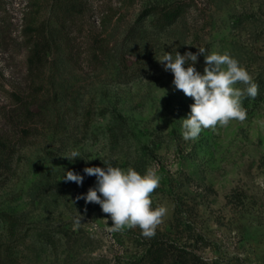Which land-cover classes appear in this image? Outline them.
<instances>
[{
	"label": "rangeland",
	"instance_id": "1",
	"mask_svg": "<svg viewBox=\"0 0 264 264\" xmlns=\"http://www.w3.org/2000/svg\"><path fill=\"white\" fill-rule=\"evenodd\" d=\"M83 6L65 27L53 0H0V139L8 149L0 214L17 221L12 237L0 221V242L14 264H264V0ZM172 6H180L179 17L160 27L154 17ZM29 22L42 24L52 46L39 80L40 116L25 134L11 94L31 90L23 30ZM199 48L237 60L258 94L241 98L244 122L202 129L185 141L182 119L194 100L157 59ZM194 66L203 74V54ZM72 152L80 156L63 157ZM104 162L159 177L152 207L168 211L154 237L139 227L109 231L111 218L100 205L76 199L96 185L84 168L106 169ZM67 171L84 176L83 184L65 182Z\"/></svg>",
	"mask_w": 264,
	"mask_h": 264
},
{
	"label": "clouds",
	"instance_id": "2",
	"mask_svg": "<svg viewBox=\"0 0 264 264\" xmlns=\"http://www.w3.org/2000/svg\"><path fill=\"white\" fill-rule=\"evenodd\" d=\"M201 54L205 62L203 74L194 66ZM157 61L164 66L165 71L174 74L175 88L194 100L190 105V114L182 119V138L185 141H195L202 129L215 130L218 125L228 126L232 120L244 122L247 119L241 98L246 93L247 97L254 99L258 94V85L253 82L249 72L228 53L206 54V49L199 48L195 54L190 51L183 55L176 52L175 59L171 53L166 52ZM237 83L247 87L241 90L234 87ZM79 156L78 152H72L70 156L63 157L74 160ZM104 163L106 169L84 168L87 176L96 177V185L89 188L85 196H77L76 199H84L86 204L100 205L103 213L111 218L109 231L119 232L126 227H139L144 237H154L168 211L165 206L152 207L151 196L160 186L159 177L151 169L141 175L131 167L124 171L110 162ZM63 180L82 185L84 176L67 171ZM82 219L80 215L73 221V231L79 229Z\"/></svg>",
	"mask_w": 264,
	"mask_h": 264
},
{
	"label": "trees",
	"instance_id": "3",
	"mask_svg": "<svg viewBox=\"0 0 264 264\" xmlns=\"http://www.w3.org/2000/svg\"><path fill=\"white\" fill-rule=\"evenodd\" d=\"M33 4L37 0H30ZM57 9V14L61 20L60 26H67V24L72 21V19L83 12L84 6L83 2L85 0H53ZM180 15V6H172L168 9H163L159 11L158 17L155 16L157 23L160 27H164L172 24L177 20ZM25 31L24 34L28 39L27 50H26V65L25 72L27 80L30 85V92L26 96H19L17 94H11L14 100L15 107L11 109L14 111L16 119L19 122L18 128L22 130L25 134L30 127V122H38V117L40 116L37 108L40 104L38 101V86L39 80L42 78L44 69L46 68V54L47 51L51 49L52 43L47 39L46 31H43L42 24L33 25L30 22L26 23L23 27ZM45 32V33H44ZM63 32L59 33L62 38ZM55 39L54 36H52ZM59 40L60 38L56 36ZM112 137L115 136L112 129L109 130ZM7 144L3 139H0V172L6 168V158ZM0 221L6 224V230L9 237L14 234L16 218L8 215L6 213L0 214ZM153 258H161L157 256ZM14 258L11 256L10 248L6 243L0 242V264H14ZM169 258L165 260L166 264H169ZM151 264H158L151 259Z\"/></svg>",
	"mask_w": 264,
	"mask_h": 264
}]
</instances>
